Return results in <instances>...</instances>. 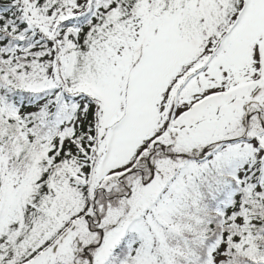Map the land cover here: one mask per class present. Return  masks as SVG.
Returning a JSON list of instances; mask_svg holds the SVG:
<instances>
[{
	"label": "snow or ice",
	"instance_id": "1",
	"mask_svg": "<svg viewBox=\"0 0 264 264\" xmlns=\"http://www.w3.org/2000/svg\"><path fill=\"white\" fill-rule=\"evenodd\" d=\"M0 264H264V0H0Z\"/></svg>",
	"mask_w": 264,
	"mask_h": 264
}]
</instances>
